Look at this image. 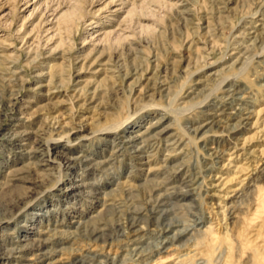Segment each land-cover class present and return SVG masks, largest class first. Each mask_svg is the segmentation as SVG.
Returning a JSON list of instances; mask_svg holds the SVG:
<instances>
[{"label":"rangeland","instance_id":"374dc122","mask_svg":"<svg viewBox=\"0 0 264 264\" xmlns=\"http://www.w3.org/2000/svg\"><path fill=\"white\" fill-rule=\"evenodd\" d=\"M0 264H264V0H0Z\"/></svg>","mask_w":264,"mask_h":264},{"label":"bare ground","instance_id":"6f19581e","mask_svg":"<svg viewBox=\"0 0 264 264\" xmlns=\"http://www.w3.org/2000/svg\"><path fill=\"white\" fill-rule=\"evenodd\" d=\"M124 121H125V120H124ZM115 127H117V126H115ZM108 128H109V127H108ZM112 128H114V127H112ZM103 131H104V130H103ZM109 132H110V131H109ZM105 133H106V132H105ZM134 137H135V136H134ZM134 137L132 136V138H134ZM135 138H136V137H135ZM125 139H126V138H125ZM69 160H70V159H69ZM76 186H78V185H76ZM70 187H71V186H70ZM70 187H69V188H70ZM74 187H75V186H74ZM69 188H68V189H69Z\"/></svg>","mask_w":264,"mask_h":264}]
</instances>
